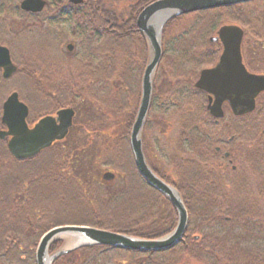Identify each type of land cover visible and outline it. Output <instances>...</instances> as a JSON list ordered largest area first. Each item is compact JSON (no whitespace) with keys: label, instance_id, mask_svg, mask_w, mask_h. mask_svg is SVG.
Listing matches in <instances>:
<instances>
[{"label":"trees","instance_id":"obj_1","mask_svg":"<svg viewBox=\"0 0 264 264\" xmlns=\"http://www.w3.org/2000/svg\"><path fill=\"white\" fill-rule=\"evenodd\" d=\"M9 1L11 7L0 3V23L6 29L13 26L6 11L13 10L14 16L19 10V0ZM152 1L84 0L72 5L63 19L71 20L67 38L76 42L78 51H63L57 67L47 71L32 56L36 45L26 39L29 52L17 61V74L38 96L45 79L51 103L46 110L72 107L75 117L64 139L29 158H14L6 139H0V264H36L41 235L57 225H89L146 238L175 227L176 210L141 177L129 144L149 58L136 19ZM236 9L231 5L179 15L162 31V58L144 127L151 122L155 104L168 114L157 119L176 129L171 173L149 164L182 196L188 225L181 241L162 251L86 245L58 256L53 264H264V146L245 152L240 169L219 164L214 156L218 126L205 109L202 91L194 86L199 70L217 56L218 45L210 37L222 24L247 19L248 13ZM262 18L258 14L256 20ZM64 31L61 38L66 41ZM0 43L10 46L12 40L0 33ZM161 77L168 86L165 92L157 88ZM3 83L0 75V86ZM22 85L0 87V115L4 97L12 89L24 93ZM25 100L32 123L45 110L39 99L36 107ZM82 111L87 117L84 143L70 138ZM262 125L256 122L254 127ZM94 167L114 170L121 181H104L102 174H91ZM63 243L54 241L49 251Z\"/></svg>","mask_w":264,"mask_h":264},{"label":"water","instance_id":"obj_2","mask_svg":"<svg viewBox=\"0 0 264 264\" xmlns=\"http://www.w3.org/2000/svg\"><path fill=\"white\" fill-rule=\"evenodd\" d=\"M79 3L82 0H71ZM253 0H154L139 12L136 24L147 40L149 58L141 77V93L138 108L129 133V144L134 164L142 178L163 194L177 213L175 227L168 233L155 238L138 237L130 234L102 229L89 225H57L45 231L35 251L36 264H53L65 253L86 245H108L135 251H162L177 245L183 238L188 225V211L180 192L157 175L149 166L142 141L143 127L147 118L153 91V78L162 58V31L170 19L195 11L236 5ZM45 0H22L20 7L27 11L39 12ZM243 31L237 24H223L210 41L221 40L223 50L219 60L211 67L203 68L195 86L206 91L209 97L208 110L215 117L223 116L221 104L228 96L234 107L244 105L246 110L255 106V96L264 91V75L250 73L241 61V40ZM68 49L72 48L69 44ZM0 67L3 76L9 77L16 66L11 60L9 49L0 44ZM229 94H234L230 98ZM245 95V97H244ZM244 97V98H243ZM28 107L18 97L16 91L8 95L3 103L0 139H7L9 152L16 159L37 155L54 141L66 137L73 125L75 111L72 107L60 108L55 115L39 118L33 126L26 122ZM115 173L105 171L104 180H113ZM63 239V245L50 253V245Z\"/></svg>","mask_w":264,"mask_h":264},{"label":"flooded vegetation","instance_id":"obj_3","mask_svg":"<svg viewBox=\"0 0 264 264\" xmlns=\"http://www.w3.org/2000/svg\"><path fill=\"white\" fill-rule=\"evenodd\" d=\"M21 2L22 0L18 1L19 10L16 9L17 13L14 14V16L12 14L13 10L6 11V13H9L8 19L11 20L13 18H16V20H18L21 18H25V19L30 20V19L42 16V19L44 18L48 19V22L44 23V27L47 25V23H54V22L60 25L58 31H56L57 30L56 28L55 29L48 28L45 30L41 29V31L39 30L38 34H39L40 39H39L38 50L42 49L41 52L44 50V52L46 53V51L49 50L50 46H52L51 41L53 42L55 47L57 45L55 42L57 38H58V41L61 42L62 40L61 37H63V33L61 32L62 30H65L67 32V35H71L70 28L67 29V26L70 27L71 25V20L67 16H65L67 19L66 18L63 19V14H65L66 13L65 11H67V9L70 8L72 5L82 4L84 0H82L79 3L72 2L71 0H45L44 7L39 12H32V11H27V10L22 9L20 7ZM0 3L6 5L5 7H11L12 5L11 1L9 0H0ZM259 3H261V5H257ZM91 4L93 5V3ZM250 5H253V6L255 5V6L251 7L252 9L249 11L250 8L247 9L246 7ZM236 6L238 10L239 9L242 11L246 10L245 13H248L247 19L241 22H231V24L239 25L243 31L241 47H240L242 64L244 65V67L246 68L248 72L264 75V0H253V1L245 2V3L236 4ZM250 14H254V17L250 16ZM255 14L257 15L262 14L263 18L261 19V21L259 19L256 20L257 15ZM17 15H20V16L18 17ZM1 23H0V33H3L2 31L5 30L6 27L3 26ZM6 30L10 34V31L12 29L8 27ZM67 39L69 38H66V41ZM66 41H65V48L68 50L67 52L73 51L75 49L76 42L66 43ZM215 42L218 45L217 56H216L214 63L207 67L213 66L219 60L220 55L223 50V45H222L221 40H218ZM0 44L6 46L9 49L11 60L16 66V70L9 77L3 76V69L0 67V75L4 81V83L2 84L3 86H0V87H6V86L10 87L12 85H17V83H14V84L11 83L13 82L12 79L14 77L16 76L21 77V75L17 74L18 65L12 59L11 47L6 44H2V43ZM61 44L63 43L61 42ZM69 44L72 45L71 49H68L67 47ZM59 58L61 57H58V59ZM58 59L57 60L50 59V61L48 60L49 61L48 63H44V64L42 63V70L47 71L51 68H56L57 67L56 63L59 61ZM202 69L203 68L199 70L198 76L194 81V86H195V82L197 81L200 75V71ZM40 82H41V84H39L40 91L38 92L39 106L44 108L45 112L39 118L46 116V115H55L56 112L60 108H55L52 111L46 110L48 107H50V104H51L50 102H48L50 98L48 97L47 81L43 79ZM5 84L6 86H4ZM140 86H141V81H140ZM199 90L202 91L203 96L205 97L204 104H205L206 111L208 112L210 118L212 117L213 121L218 126V130H217L218 134L216 135L218 137L219 144L214 147L215 152L218 153L217 155H214L215 159L219 164L223 165L224 167L226 168L229 167L232 170H235L237 168V165L234 163L235 160H238V162L242 163L243 158L246 156L245 152L260 151V149L264 146V139L262 138L264 137V128L260 127V128L255 129L254 127L256 124L255 119H258L259 121H261V119L264 120V91L259 92L255 96V106L252 110H246L245 106L240 105V104H236V106L234 105L235 108H233L227 96L226 98H224V101L221 104L223 116L215 117L208 110V103H209L210 95L202 89H199ZM14 91L18 93V97L20 101H22L28 107L26 122L29 126H33L34 123L39 118H37L32 123H30V111H31L30 105L26 102L25 98L22 96V94L18 90L12 89V91L7 93V95L4 97L2 101V111H3L4 101L6 100L8 95ZM229 95H230V98L234 97V94H229ZM151 101H152V98H151ZM150 107H151V103H150ZM150 107H149V110H150ZM149 110H148V115H149ZM2 111H1L0 119L2 116ZM3 128H5V126H3L0 129H3ZM254 140L258 141V143H253ZM57 141H60V140H57ZM55 142L56 141H54L52 144H54ZM52 144L50 146H52ZM145 157L147 159V162L150 163L146 153H145ZM150 167L152 168V170H154L152 165H150ZM154 172L156 171L154 170ZM104 181H110V180H104Z\"/></svg>","mask_w":264,"mask_h":264},{"label":"rangeland","instance_id":"obj_4","mask_svg":"<svg viewBox=\"0 0 264 264\" xmlns=\"http://www.w3.org/2000/svg\"><path fill=\"white\" fill-rule=\"evenodd\" d=\"M120 2L123 3V1H120ZM122 3L120 4L122 5ZM257 5H261V3ZM254 6L250 5L246 8L247 9L250 8L249 9L250 11L252 9L251 7H254ZM17 16L19 17L20 15H17ZM46 22H48V19H45V18L42 19V16L30 19V20L25 19V18L16 20V18H13V26H12V30L10 31V34L8 33L6 29L2 31L3 33H1V36H4L5 39L12 40V45H10V47H11L12 59L14 60V62L18 64L17 61L20 59L24 60L27 55V52H29L28 50H26V39H28L30 42L36 45L34 49L32 50L34 53L32 56L38 58L41 64L48 63L50 59L57 60L58 57L62 58L63 54L60 55V53H63V51L65 52L68 51L65 48V41L60 39L61 42L63 43L61 44V42L58 41V38L55 40L57 44L56 47L51 41L52 46H50L49 50L46 51V53L44 52V50L41 52L42 49L36 50L39 48V39H40L39 34H38L39 30L41 31V29L45 30L48 28H53V29L56 28L57 29L56 31H58L59 29L60 25L56 22L47 23V25L44 27V23ZM69 28L70 27L67 26V29ZM64 33H65L66 38L70 37V35H67L66 31H64ZM68 42H75V41L69 38L67 39L66 43ZM172 42L173 41L170 40L168 44L171 46ZM77 51L78 50L74 49L73 51H69V52L76 53ZM171 53L172 52L170 51L167 52L168 55H172ZM12 81H13L11 82L12 84L14 83H17L20 85L23 84L22 87L23 88L25 87L24 93H22L24 98L29 99L33 103L32 105L34 107L38 106L39 103L38 104L36 103L38 100V95L36 92H34V90L30 86H28L30 85L29 82H28L29 84L26 85L23 79L19 76L14 77ZM4 86H6V84ZM167 87L168 86L166 84V81L163 80V77L159 78L158 85H157L158 90L160 92H165ZM151 115H153V117L151 116L152 119H150L151 122L144 127L143 132H142V141L144 145V151L146 155L148 156L150 163L154 167L159 168V170L164 173L170 174L171 173V168H170L171 167V159H170L171 146L172 144H174V141L177 135L176 129L173 127L172 123H169V122H168L169 124L162 123L160 119H157L161 117L162 115L165 117L168 114L161 113L160 109H157V106H155V104H154L153 112ZM85 118L87 117H85V113L83 111L78 114L79 124L75 127L74 131L71 133V137H70L71 141H75L76 138H80L81 140L79 142L84 143L82 141L83 139L82 135L84 136L86 132L83 128V124L86 123L87 121ZM255 121L259 122L260 125L264 124L263 122L264 120L262 119L261 121H259L258 119H255ZM96 123L97 121L94 122V124H92L91 122L93 126L96 125ZM94 142H95V138H94ZM253 143H258V141L254 140ZM234 163L238 166L239 169L244 165V162L241 163V162H238V160H235ZM105 171L107 170H100L99 167H96L94 170H92L91 174L96 175V176H101V174ZM110 171L114 172V170H110ZM115 181L120 182L121 180H119V177L117 176Z\"/></svg>","mask_w":264,"mask_h":264}]
</instances>
